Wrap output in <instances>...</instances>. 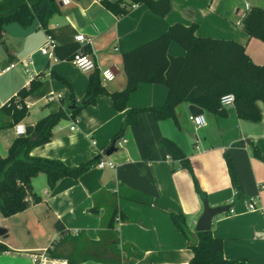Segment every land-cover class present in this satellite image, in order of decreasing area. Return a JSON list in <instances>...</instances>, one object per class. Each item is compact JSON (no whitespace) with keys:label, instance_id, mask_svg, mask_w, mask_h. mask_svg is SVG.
Wrapping results in <instances>:
<instances>
[{"label":"crops","instance_id":"crops-1","mask_svg":"<svg viewBox=\"0 0 264 264\" xmlns=\"http://www.w3.org/2000/svg\"><path fill=\"white\" fill-rule=\"evenodd\" d=\"M59 2V12L47 23L50 33L37 23L26 28L9 23L0 31V68L30 56L33 79L41 82L23 100L29 105L28 115L20 121L26 127L72 102L80 103L92 72L40 54L47 35L62 45L76 42L74 36L82 34L96 69L109 68L115 75L111 82L102 83L109 92L125 87L122 54L174 23L195 24L199 37L234 40L244 45L253 63H264V40L249 38L241 26L245 14L252 7L263 8L264 0H169L170 10L164 17L143 4L116 17L100 0ZM168 53L178 56L184 50L171 42ZM31 80L20 65L2 74L0 108ZM49 94L60 98L46 102ZM166 94L163 85L140 83L122 111L115 110L107 95H99L93 104L61 119L52 128L50 140L33 147L29 155L59 160L69 167L100 157L131 108L162 105ZM256 104L261 112L258 122L237 117L230 104L223 107L224 115L201 109L205 119L201 127L190 120L189 103L176 107L177 124L171 118L156 120L151 112H140L138 124L127 126L119 137L127 142L105 155L114 167L100 169L95 162L78 178L62 177L52 188L46 175L38 173L31 179V188L39 200L30 198L31 204L12 216L0 214V241L8 248L0 253V264H189L188 244L194 236L187 240L174 227L170 214L184 215L187 230L195 232L203 200L189 172L168 158L162 138L174 142L188 158L207 203L233 210L216 215L210 224L212 236L222 240L223 257L235 264H264V161L251 151L253 144L264 157V104ZM13 125L11 117L0 112V157L6 156L17 136ZM71 125L74 130L69 129ZM225 153L232 161L237 188L231 184ZM130 191L148 198L150 204L129 199ZM250 198L255 199L254 210L247 207ZM113 204L120 218L109 227Z\"/></svg>","mask_w":264,"mask_h":264},{"label":"trees","instance_id":"trees-1","mask_svg":"<svg viewBox=\"0 0 264 264\" xmlns=\"http://www.w3.org/2000/svg\"><path fill=\"white\" fill-rule=\"evenodd\" d=\"M59 0H0V31L9 23H16L26 28L37 23L46 33L48 20L60 10ZM102 6L116 17L127 14L137 4L145 5L155 15L164 17L170 10L169 0H100ZM241 26L249 38L264 40V7H252L242 18ZM196 25L174 23L165 32L122 54V66L126 76L125 87L121 91L109 92L101 83L98 70L92 71L86 82L84 96L73 108L58 109L39 119L28 134L17 135L8 147L5 157H0V214L12 216L25 210L32 202H37L31 188V179L38 173H44L47 185L52 188L62 177L78 178L99 159V155L77 166L69 167L54 159L32 157L29 151L47 143L51 138L52 128L67 114L75 115L82 108L95 102L97 96L107 95L117 111L126 107L128 96L140 83L163 85L167 89L162 105L134 107L126 114L120 131L114 135L110 147L119 139L123 130L130 125H137L140 112H151L156 120L171 118L177 124L175 109L181 103H189L208 112L224 115L220 98L233 95V107L237 117L251 122H258L261 112L257 102L264 104V63L255 64L245 53L244 45L230 39L199 37L195 35ZM171 42L178 44L183 55L172 56L168 53ZM77 53L90 54L88 43L70 42L56 45L54 55L58 60L70 61ZM41 82L32 79L27 88L18 90L17 95L9 99L0 112L11 117L16 124L28 115L23 100L39 88ZM161 146L172 160L178 161L192 177L194 189L201 200L205 193L200 189L193 174L191 164L181 149L167 138L161 139ZM253 156L264 161L258 148L251 144ZM230 181L237 188L236 173L228 154H224ZM127 197L141 203L150 204L148 198L136 192H128ZM107 225L112 227L117 208L112 205ZM174 227L188 240L193 234L194 241L188 244L192 251L189 264H235L234 260L223 257V243L213 237L210 230H187L185 217L171 213ZM57 229L61 224L55 223ZM7 246L0 241V253L7 251Z\"/></svg>","mask_w":264,"mask_h":264},{"label":"built area","instance_id":"built-area-1","mask_svg":"<svg viewBox=\"0 0 264 264\" xmlns=\"http://www.w3.org/2000/svg\"><path fill=\"white\" fill-rule=\"evenodd\" d=\"M68 0H62V3L65 4ZM74 40L80 44L87 43V39L82 34H77L74 36ZM89 44V43H88ZM56 47V43L54 39L47 35L45 38V42L42 44V46L38 49L40 54L48 57L50 60H56V57L54 55V49ZM71 63L78 68L81 71H94L96 69V65L94 60L91 58L90 54L85 53H77L75 54L72 59L70 60ZM17 65H20V67L24 70L25 73L29 76L30 79L34 78V72L31 68L32 65V58L30 56H27L24 59H21L18 62H11L5 65L4 67L0 68V76L6 72H9L10 70L14 69ZM98 74L100 77L101 83L111 82L115 75L109 68H104L98 70ZM60 98V95H54L49 94L45 97L46 102H51L53 100H57ZM24 107L27 109L28 104L27 102H23ZM233 103V95L227 94L220 98V106L224 107L226 105H230ZM190 120L196 127H201L205 123L204 116L202 114L197 115H191ZM75 126L71 125L69 127L70 130H74ZM13 129L15 132V135H24L26 133V126L22 122H18L13 125ZM126 139L119 138L114 141L113 147L115 148H121L125 143ZM170 158V156H168ZM96 167L102 169L104 167H114V163L110 160H108L103 152H101L99 159L96 161L95 164ZM247 207L249 210H254L255 207V199L250 198L247 200ZM229 213H232L233 210L229 208ZM45 259H42L41 262L43 263Z\"/></svg>","mask_w":264,"mask_h":264},{"label":"water","instance_id":"water-1","mask_svg":"<svg viewBox=\"0 0 264 264\" xmlns=\"http://www.w3.org/2000/svg\"><path fill=\"white\" fill-rule=\"evenodd\" d=\"M61 5V3H59ZM76 105V103L72 102L67 105L68 108H73ZM190 112H192V115H197L201 113V109L194 106L190 105L189 106ZM194 112V113H193ZM31 130V127H26V134H28ZM113 151H115V148L113 147V144L105 151V155L111 154ZM203 211L201 215L197 218L195 221L194 225V230L195 231H207L210 230V224L211 220L218 214L228 212L229 211V206H210L207 203V200H203Z\"/></svg>","mask_w":264,"mask_h":264}]
</instances>
